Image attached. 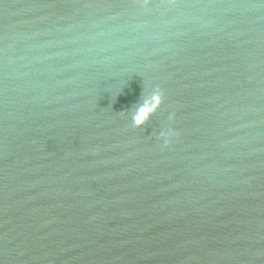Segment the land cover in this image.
<instances>
[{"label":"water","instance_id":"95a60500","mask_svg":"<svg viewBox=\"0 0 264 264\" xmlns=\"http://www.w3.org/2000/svg\"><path fill=\"white\" fill-rule=\"evenodd\" d=\"M0 264H264V0H0Z\"/></svg>","mask_w":264,"mask_h":264},{"label":"clouds","instance_id":"9594fccd","mask_svg":"<svg viewBox=\"0 0 264 264\" xmlns=\"http://www.w3.org/2000/svg\"><path fill=\"white\" fill-rule=\"evenodd\" d=\"M144 116L145 113L143 111H139L138 116L134 118V121L137 124V126H139V124L143 122ZM165 143H167V140H165Z\"/></svg>","mask_w":264,"mask_h":264}]
</instances>
